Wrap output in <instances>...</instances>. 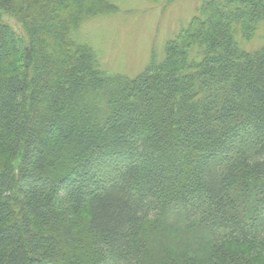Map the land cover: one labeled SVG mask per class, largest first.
Here are the masks:
<instances>
[{"label":"trees","instance_id":"1","mask_svg":"<svg viewBox=\"0 0 264 264\" xmlns=\"http://www.w3.org/2000/svg\"><path fill=\"white\" fill-rule=\"evenodd\" d=\"M76 1L0 0V264H264V0L131 75L82 32L120 0Z\"/></svg>","mask_w":264,"mask_h":264},{"label":"rangeland","instance_id":"2","mask_svg":"<svg viewBox=\"0 0 264 264\" xmlns=\"http://www.w3.org/2000/svg\"><path fill=\"white\" fill-rule=\"evenodd\" d=\"M85 2L76 1L70 12L86 8ZM119 4L117 11H102L87 18L82 32L90 35L110 70L130 75L143 70L154 53L160 54L167 36H173L196 10L192 0L167 5L150 0H120Z\"/></svg>","mask_w":264,"mask_h":264}]
</instances>
